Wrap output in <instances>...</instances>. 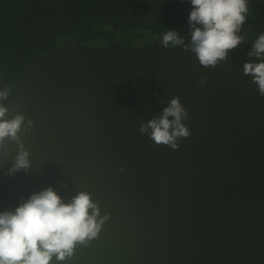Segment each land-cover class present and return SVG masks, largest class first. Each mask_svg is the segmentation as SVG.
<instances>
[{
    "label": "water",
    "instance_id": "water-1",
    "mask_svg": "<svg viewBox=\"0 0 264 264\" xmlns=\"http://www.w3.org/2000/svg\"><path fill=\"white\" fill-rule=\"evenodd\" d=\"M182 38L51 48L18 77L6 104L34 122L21 134L31 167L5 175L10 142L0 211L53 186L65 200L87 191L110 214L66 264H264V97L243 74L249 61L204 68ZM174 95L191 133L176 150L139 131Z\"/></svg>",
    "mask_w": 264,
    "mask_h": 264
},
{
    "label": "clouds",
    "instance_id": "clouds-1",
    "mask_svg": "<svg viewBox=\"0 0 264 264\" xmlns=\"http://www.w3.org/2000/svg\"><path fill=\"white\" fill-rule=\"evenodd\" d=\"M191 5L188 15L191 52L204 68L216 67L229 59V52L236 49L243 37L238 33L245 24L249 12L248 0H187ZM166 49L185 45V39L175 30H167L162 36ZM255 61L243 64V74L251 77L258 95L264 97V34L252 43L247 53ZM200 84L206 83L201 78ZM10 88H0V156H9V143L14 142L18 151L5 175L14 176L30 170V151L21 134L30 132L34 122L16 113L9 118L6 101ZM163 103V101H160ZM171 117V119H170ZM190 115L179 96H172L159 116L139 125L155 144L173 150L178 141L191 133L184 121ZM123 167L118 172H123ZM110 214H101L98 201L91 193L79 191L67 200L53 186L20 197L14 209L0 211V264H66L78 247H87L98 238Z\"/></svg>",
    "mask_w": 264,
    "mask_h": 264
},
{
    "label": "trees",
    "instance_id": "trees-1",
    "mask_svg": "<svg viewBox=\"0 0 264 264\" xmlns=\"http://www.w3.org/2000/svg\"><path fill=\"white\" fill-rule=\"evenodd\" d=\"M248 6L238 33L243 42L229 56L259 62L247 53L264 34V0H248ZM190 11L187 0H0V88L8 86L11 99L20 74L51 48L104 47L123 40L131 51H140L162 44L167 30L182 38ZM141 39L146 42L130 46L131 40ZM185 51H191L188 44Z\"/></svg>",
    "mask_w": 264,
    "mask_h": 264
},
{
    "label": "rangeland",
    "instance_id": "rangeland-1",
    "mask_svg": "<svg viewBox=\"0 0 264 264\" xmlns=\"http://www.w3.org/2000/svg\"><path fill=\"white\" fill-rule=\"evenodd\" d=\"M116 42H119V43H121L122 45H124L125 46V44L123 43V40L121 41V40H118V41H116ZM146 42V39H141V40H131V42H130V46L131 47H133V46H140V45H142V44H144ZM126 47V46H125ZM127 48V47H126ZM128 49V48H127ZM130 50V49H129Z\"/></svg>",
    "mask_w": 264,
    "mask_h": 264
}]
</instances>
